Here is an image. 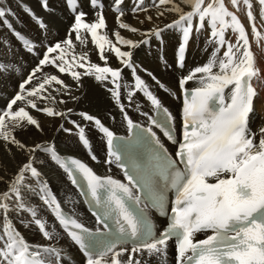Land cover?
I'll use <instances>...</instances> for the list:
<instances>
[{
    "label": "snow or ice",
    "instance_id": "6c2138e0",
    "mask_svg": "<svg viewBox=\"0 0 264 264\" xmlns=\"http://www.w3.org/2000/svg\"><path fill=\"white\" fill-rule=\"evenodd\" d=\"M121 2L122 0H114L117 6L114 10L119 13L116 18L118 26L135 33L138 31L136 28L121 21L123 15L119 8ZM240 2L241 0H231V4L237 10ZM242 2L247 9V18L252 24V35L259 45L260 41L264 40V35L255 27L252 2L251 0ZM66 3L75 14L70 31L76 33V39L83 44L86 41L81 30L89 33L92 43L100 49V58L105 62L107 59L104 55L105 44L108 43L110 51L115 53L121 63L126 68L133 69V87L144 93L154 109L167 113L166 109H162L159 99L149 90L146 82L136 74L131 63L133 53L121 51L119 47L111 44L107 36H98L97 30L105 27L102 13L96 12L95 22L85 23L86 14L82 11L77 12L76 8L72 7L75 0H66ZM181 3L188 5L190 10L185 12L174 3V0H158L157 7L171 4L172 6L165 11L177 13L178 19L165 25L164 29H153L151 35L160 38L162 32L167 29H176L181 33L176 50V66L179 69L184 67L193 31L199 34L206 20L210 28L207 43L215 47L206 63L197 66L179 80L184 93L183 139L179 142L176 160L168 156L155 133H151L152 141L157 147L154 149L149 167L142 170L141 188L147 195L148 205L153 208L164 207L165 191L171 190L175 196L168 225L158 236L146 213L139 207L143 202L142 198L133 197L129 185L114 181L110 177L97 176L83 162L61 157L51 145L37 144L27 149L29 152L43 151L48 154L52 162L67 172L74 185H79L81 180L85 182L91 201L100 209L99 212H94L99 223H104L106 228L110 229L111 225H108L107 221L115 218L118 231L115 233L107 231L102 239H98L75 219L67 216L47 185L41 184L40 199L72 242L84 253L86 264H147L140 258L145 252L149 258L155 256L162 264H166L168 243L171 240L175 241L176 264H264V127L259 129L260 138L257 143L255 141L257 133L252 131L249 124L254 111V100L259 94L258 87L264 85V78L260 69L256 67L245 27L238 17L226 8L223 0H210L206 5L204 0H181ZM257 3L260 5V18L264 19V0H257ZM90 4L95 8L97 0H90ZM44 7L47 8L46 0ZM138 10H144L142 5L133 8V12ZM25 11L32 15L41 28H45V24L29 9L25 8ZM8 14H11L10 10L0 8V19L3 20V24L13 31L29 51H32V43L12 29L6 18ZM159 14L163 15L162 12ZM194 17H198L195 26ZM229 29L236 36L235 43L226 38L225 33ZM114 35L119 43L133 49L139 47V44L132 40L121 37L119 32H115ZM141 43L146 44L148 41L143 40ZM71 48V39L47 47L37 68L20 84L21 91L10 101L7 108L0 112V139L25 149L26 146L12 135L11 129L24 127L25 122L27 125L40 128L37 119L30 115L25 107L13 111V105L18 101L25 102L26 107L36 109L50 117L65 116V113L57 112L51 107L39 108L36 103L37 98H45L41 97L40 93L46 85L52 82L63 84L56 75L46 76L38 87L27 91V96L24 95V91L25 85L29 84L35 73L41 71V66L46 64L54 65L61 73L69 71L72 78L78 80L81 73L71 71L73 63H76L75 56L72 62L66 59L67 51ZM222 48L226 50L221 56L219 53ZM58 50L60 54L50 58L49 54ZM86 55H81V61ZM164 63L166 64V61ZM78 67L84 68L85 65L79 62ZM3 70L4 66L0 65V71ZM83 75L94 76L97 81L106 80L110 76L114 87L109 91L114 102L122 112L124 111L120 103V69L99 67L92 63ZM193 79H197L200 86L189 92L185 89V84ZM127 97L131 101L133 92L129 91ZM80 115L84 120L94 121L98 130L107 139L109 155L120 161L121 156L117 154L119 145L114 144L112 131L98 118L86 113ZM125 119H128L126 115ZM167 120H171L170 115L167 116ZM151 122L161 127L170 141L177 143L170 128L160 125L155 119ZM73 123L75 124L74 121ZM129 126L132 127L130 120ZM76 127L79 129V141L84 147H88L89 140L85 135V129L79 125ZM148 131L151 132L150 129ZM92 158L95 159V156ZM27 172L37 178L39 183L40 173L33 166V159L30 157L28 162L19 168L7 190L0 192V217L4 220L0 226V264H47L42 253L54 255L59 264L60 251L53 247L29 244L9 217V213L13 211L17 215L27 213L31 220L21 221L25 227L34 225L46 240L53 238V233L47 229V222L38 217L34 207L25 203L23 189L27 187L24 184ZM127 179L129 184L135 186L132 175H127ZM160 179L164 181L163 190L157 187ZM101 190L107 194L106 198L101 196ZM130 201L134 203H129ZM209 231L211 235L204 239H196L197 234ZM128 244H131L130 251L124 247ZM125 253L127 259H121Z\"/></svg>",
    "mask_w": 264,
    "mask_h": 264
},
{
    "label": "bare ground",
    "instance_id": "6f19581e",
    "mask_svg": "<svg viewBox=\"0 0 264 264\" xmlns=\"http://www.w3.org/2000/svg\"><path fill=\"white\" fill-rule=\"evenodd\" d=\"M251 2L253 5L252 12L255 16V27L258 32L264 35V19L260 18V5L255 0H251ZM46 3L47 8L44 7V0H0V8L10 10L11 14H8L6 18L11 23L12 29L20 33L33 45V50L29 51L25 44L0 19V65L4 66V70L0 71V112H3L15 95L21 91L20 84L28 79L33 70L37 68L39 60L43 58V53L48 46H55L58 42L71 39L72 48L68 49L66 59L72 62L73 56H75L76 63H73L71 71H77L81 73V76L78 80H74L69 71L67 75L61 76L48 71L53 69L60 72L58 68L55 69L54 65L46 64L41 66L43 72H36L31 82L25 85L24 95H27V91L38 87L46 76L56 75L58 79L63 81V84L52 82L46 85L40 93V96L45 98H37L36 103L39 108L51 107L57 112L65 113V116H47L43 112L26 107V103L21 101L13 105V111L25 107L26 111L37 119L40 128L27 125L25 122L24 127L11 129L12 135L26 146L25 149L0 139V192L7 190L19 168L28 162L31 157L33 166L39 171L40 177L38 183L37 178L32 177L30 172L25 173L24 184L27 187L23 189L24 200L26 204L37 210L39 218L47 222V229L53 233V238L46 240L34 225L25 227L21 221L29 222L31 220L27 213L17 215L14 211L10 212L9 217L12 223L29 244L53 247L60 251L61 260L59 264H86V257L76 249L73 242L40 199L41 184L47 185L48 190L59 202L62 210H66L88 225H93L92 218L82 205L67 172L52 162L45 152H29L27 149L33 148L37 144L42 146L51 145L61 157L72 155L99 174L119 177V170L114 166V158L108 152L106 137L98 130L94 121L84 120L80 113L98 118L112 133L125 135L129 120L148 121V117L152 114L154 108L144 93L133 87V69L126 68L121 63L115 53L110 51L108 43L105 44L104 55L107 58L105 62L100 58V49L92 43L89 33L83 29L81 30V34L86 41L83 44L76 39V33L70 31L74 24L75 14L69 11L66 0H46ZM174 3L178 4L185 12L190 10L188 5L181 3V0H174ZM204 3L206 5L209 0H204ZM223 3L245 27L256 67L260 69L262 78H264V40H261L258 45L253 37L252 24L247 18L245 5L241 0L239 10H237L231 4V0H223ZM157 4L158 0H122L119 5L123 13L121 21L127 23L130 27L136 28L138 31L135 33L118 26L116 18L119 13L114 10L117 7L114 0H97L95 8L91 7L90 0H78L76 11H82L86 14L84 17L85 23L95 22L97 20L96 12L102 13L105 18V27L97 30L98 36H107L111 44L119 47L121 51L133 53L131 63L136 70V74L146 82L149 90L159 99L161 104L171 111L175 123L179 126L182 108V90L179 80L197 66L206 63L215 45L207 43L210 28L206 20L204 28L199 34L195 30L192 33L183 69L177 68L176 50L180 43L181 33L176 29H167L162 32L160 38H156L151 35V32L155 28L164 29L165 25L178 19V14L165 11L166 8L172 6L171 4L159 7L156 6ZM141 5L144 10L133 12V8ZM25 8L39 18L45 24V28H41L32 15L25 11ZM161 12L163 15L159 14ZM148 17H151V19L149 20ZM196 19L197 17L193 18L194 25ZM115 32H119L124 39L139 44V47L133 49L119 43L114 35ZM225 35L227 39L235 43L236 36L230 29L226 31ZM143 40H147L148 43H141ZM224 50L226 49L222 48L219 55L222 56ZM59 54L58 50L56 53H50L49 55L52 58ZM82 54H87L83 61L80 59ZM79 62L84 63L85 67H78ZM92 63L99 67H111L121 70L119 83L121 85L120 103L123 105V112L114 102L109 91L114 87L110 76L106 80L97 81L94 76L83 75ZM169 66L171 69L168 71L167 67ZM199 86L197 79L188 81L185 84V88H197ZM129 91L133 92L131 101L127 97ZM258 93V97L254 100V111L249 121L250 128L257 133L255 137L257 143L260 138L259 129L264 127V85L258 87ZM125 115L128 117L127 120ZM76 125L85 129V135L89 140L88 147H84L79 141V129ZM93 156H95V159L92 158ZM3 223L4 220L0 217V226ZM202 235L201 233L197 234L196 239H200ZM128 249L130 251L131 248ZM42 256L46 258L47 264H57L54 255L42 253ZM175 256L176 252L173 246L168 244L166 264H175ZM140 258L146 261L147 264H162L161 260L155 256L149 258L146 252ZM121 259H127V253ZM51 260L53 261L51 262Z\"/></svg>",
    "mask_w": 264,
    "mask_h": 264
},
{
    "label": "rangeland",
    "instance_id": "374dc122",
    "mask_svg": "<svg viewBox=\"0 0 264 264\" xmlns=\"http://www.w3.org/2000/svg\"><path fill=\"white\" fill-rule=\"evenodd\" d=\"M256 2H257V0H255ZM209 2H210V0H209ZM197 21H198V17H197V19H196V24H197ZM195 24V25H196ZM194 25V24H193ZM194 25V26H195ZM164 58V57H163ZM159 59V58H158ZM54 68L55 69H57V67H55L54 66ZM171 69V67L169 66V67H167V70L169 71ZM163 70V69H162ZM47 71V70H46ZM48 71H51V72H54V73H57V74H59V75H67L68 74V71H66V72H64V73H60V72H57V71H55V70H53V69H49ZM40 72V71H39ZM41 72H43V70L41 71ZM181 77V76H180ZM177 78V77H176ZM34 82H35V79H34ZM25 96H27V95H25ZM53 260H51V262H52Z\"/></svg>",
    "mask_w": 264,
    "mask_h": 264
}]
</instances>
